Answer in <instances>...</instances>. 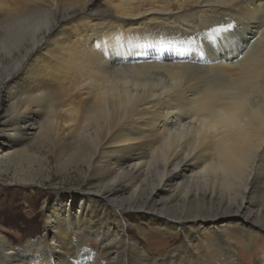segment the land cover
<instances>
[{
    "label": "bare ground",
    "instance_id": "obj_1",
    "mask_svg": "<svg viewBox=\"0 0 264 264\" xmlns=\"http://www.w3.org/2000/svg\"><path fill=\"white\" fill-rule=\"evenodd\" d=\"M0 91V176L83 185L0 264H264V0H0Z\"/></svg>",
    "mask_w": 264,
    "mask_h": 264
},
{
    "label": "rangeland",
    "instance_id": "obj_2",
    "mask_svg": "<svg viewBox=\"0 0 264 264\" xmlns=\"http://www.w3.org/2000/svg\"><path fill=\"white\" fill-rule=\"evenodd\" d=\"M176 35V34H175ZM174 36V39L177 37ZM159 39V38H158ZM181 40V41H180ZM178 41L184 42L182 38H178ZM177 41V44L179 43ZM159 40L152 46L155 51L156 47L159 46ZM3 91H0V98L3 96ZM35 119V118H34ZM32 119V121L34 120ZM6 124L9 121L5 122ZM30 152L37 151L35 146L29 147ZM55 168L51 171V178L49 180L43 179L42 184L38 185L35 189L22 188L15 184H10L9 182L13 180L14 176L12 171L2 172L0 176V231L7 234L10 242L14 247H22L25 239L31 234L38 232L39 228L44 224V213L41 209L45 202H50L53 196L54 187L73 189L76 187L83 186L81 181V174L70 170L68 173H59ZM127 210L126 212H129ZM125 212V213H126ZM131 217V222H134L133 229L135 232L143 231L150 232L151 226L154 225V221L149 217L148 214L145 215L144 219H140L134 216ZM179 238L175 242V245L183 239L181 232L179 233ZM260 237V238H259ZM251 245V249H264V232H262ZM135 237L132 239L134 240ZM164 236L160 239L159 236H155L150 241H142L144 249L151 255H160L169 253L170 247L174 244L166 245L164 241ZM101 235L99 233H94L88 238V249L93 253L99 251V247L102 242ZM87 240L84 241V243ZM85 245V244H84ZM260 251L257 254L251 255L253 261L256 257H259ZM248 253H246L247 255ZM169 256H171L169 254ZM189 256V254H185ZM251 258V257H250ZM248 260V261H249Z\"/></svg>",
    "mask_w": 264,
    "mask_h": 264
},
{
    "label": "snow or ice",
    "instance_id": "obj_3",
    "mask_svg": "<svg viewBox=\"0 0 264 264\" xmlns=\"http://www.w3.org/2000/svg\"><path fill=\"white\" fill-rule=\"evenodd\" d=\"M229 27L231 28V27H233V26L230 25ZM231 43H233L232 40L228 39L226 36L221 35V36H219V37L217 38V42H216L215 45L213 46V50H215V48H218V47H224L225 50H226L227 47H228L229 45H231ZM256 163H257V164L264 163V159H257ZM253 178H255V174H254Z\"/></svg>",
    "mask_w": 264,
    "mask_h": 264
}]
</instances>
